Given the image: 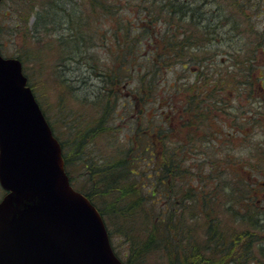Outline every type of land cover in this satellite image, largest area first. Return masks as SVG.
Segmentation results:
<instances>
[{"label":"trees","instance_id":"trees-1","mask_svg":"<svg viewBox=\"0 0 264 264\" xmlns=\"http://www.w3.org/2000/svg\"><path fill=\"white\" fill-rule=\"evenodd\" d=\"M13 1V33H40L61 59L58 80L77 106L67 109L62 94L61 110L74 122L61 115L57 127L29 84L116 253L127 264H264V205L254 195L264 139L252 138L264 133V30L217 67L221 24L241 21L214 23L202 9L217 0ZM218 113H253L251 128L229 130ZM242 144L250 153L241 157ZM114 233L128 244L124 256Z\"/></svg>","mask_w":264,"mask_h":264},{"label":"water","instance_id":"water-1","mask_svg":"<svg viewBox=\"0 0 264 264\" xmlns=\"http://www.w3.org/2000/svg\"><path fill=\"white\" fill-rule=\"evenodd\" d=\"M0 149L10 191L0 202V264H127L98 207L71 184L22 61L1 51Z\"/></svg>","mask_w":264,"mask_h":264},{"label":"rangeland","instance_id":"rangeland-1","mask_svg":"<svg viewBox=\"0 0 264 264\" xmlns=\"http://www.w3.org/2000/svg\"><path fill=\"white\" fill-rule=\"evenodd\" d=\"M11 1L14 2L13 0H7L0 8V25L2 27L1 42L4 53L6 55H16L18 52V55H23L25 58V74L37 89L38 97L43 102L52 122L62 129L64 126L63 119L65 117L68 122V119L71 117L72 119L74 118L73 122L76 119L75 114L67 113L68 111L64 107L61 110L62 94L67 95L65 99V101L67 100L66 102H68L66 103L67 109L70 110L73 107L76 109L77 106L74 105V103H76L75 97L71 93H67L65 85L58 80L59 76L56 67L57 69L61 67V59L57 57L56 49L50 51V48L44 47L45 43H40V38H38L40 37V33L38 37L31 33L30 38L28 30L22 25L18 27V31L13 33L11 28L14 27L17 19L13 17V6L10 8L9 4ZM231 4L230 0H217L213 1L212 4L208 6H204L202 9L206 11L209 10L210 14L214 12L213 15H216L215 19H213L214 23H221V21L223 22L228 17H231L232 21L241 20L235 30L232 29L231 23L226 25L224 23L221 24V28H219L218 32L219 42L218 44L216 43L215 47L219 50V58L222 54L225 56L223 58V63L217 64V67H226L233 63L234 60L229 57L230 53L254 41L255 34H252L251 30L255 33L264 30V0H239L236 6ZM236 10L243 13L245 12V18H242V16L240 17L238 14L233 15ZM6 15L9 16L8 19H6ZM21 18L24 19V17ZM21 18H19L18 21H20ZM224 22L227 23V21ZM63 56H65V54ZM66 61L67 59H64L62 63ZM68 62L69 61L66 63ZM257 63H260L261 68L264 67V53L259 54ZM260 67L258 73L264 74V71H262ZM60 72L62 75L66 76L62 68H60ZM230 96H232L235 101L234 103H237L238 106L240 103H244V99L239 101L241 98L239 94L233 93V95ZM61 115H65V117L61 118ZM66 133L68 132L66 131ZM263 136L264 134L258 131L252 133V138H254V140L262 138ZM64 137H66V135ZM236 147L237 156L242 157V155L245 156L250 153V148L247 145L242 144ZM258 178L261 180H257L254 195L256 198L262 200L264 205V177L259 175ZM261 217L263 218V232L259 233V235L261 240L264 241V214H262ZM113 241L117 250L124 256V254L128 252L127 242H125L121 235L116 233H114Z\"/></svg>","mask_w":264,"mask_h":264},{"label":"flooded vegetation","instance_id":"flooded-vegetation-1","mask_svg":"<svg viewBox=\"0 0 264 264\" xmlns=\"http://www.w3.org/2000/svg\"><path fill=\"white\" fill-rule=\"evenodd\" d=\"M6 2H7V0H1L0 8ZM1 29H2V27L0 25V50H1L2 54L6 57L15 56V57L20 58L18 55V52L16 53V55H6L4 53V50L2 47V42H1V31H2ZM252 114L253 113H218L217 116H218L219 120L221 119L223 121V124L227 129H229V130H240V131L244 132L245 130L247 131L251 128L249 125L253 121ZM215 127L220 128L218 126V124H216ZM260 139H264V137H262ZM0 153H1V149H0ZM8 192H9V190L3 186V184L0 180V202L4 199V197L8 194Z\"/></svg>","mask_w":264,"mask_h":264}]
</instances>
